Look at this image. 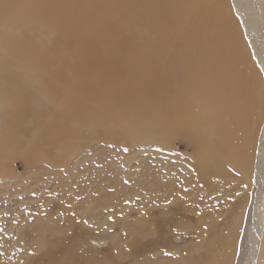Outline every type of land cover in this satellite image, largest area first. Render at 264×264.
I'll return each instance as SVG.
<instances>
[{
	"label": "rangeland",
	"instance_id": "obj_1",
	"mask_svg": "<svg viewBox=\"0 0 264 264\" xmlns=\"http://www.w3.org/2000/svg\"><path fill=\"white\" fill-rule=\"evenodd\" d=\"M90 1L4 0L0 7L1 23L16 14L18 28H26L19 49L10 38L0 47L8 58L25 60L19 72L47 77V69L56 83L63 63L71 70L68 96L54 88L47 116L27 79L0 75V124L14 149L0 152V264H179L170 246L187 262L214 243L227 245L224 257L235 264L246 206L257 193L264 97L251 106V116L260 108V119L243 172L235 164L242 153L234 155L230 143V91L240 76L230 70L237 35L230 0H99L94 8ZM116 14L131 21L132 32L109 22ZM208 17L221 30L205 29ZM91 20L100 36L89 37L84 53L78 36ZM99 21L107 26L103 33ZM39 24L56 27L53 41L32 51ZM181 107L187 114L181 121H192L198 142L209 121H226L218 130L217 172L201 174L189 126L173 143L167 138L166 121Z\"/></svg>",
	"mask_w": 264,
	"mask_h": 264
},
{
	"label": "bare ground",
	"instance_id": "obj_2",
	"mask_svg": "<svg viewBox=\"0 0 264 264\" xmlns=\"http://www.w3.org/2000/svg\"><path fill=\"white\" fill-rule=\"evenodd\" d=\"M98 1L99 0H91L90 5L94 8L95 3ZM107 3L115 6L118 2L108 1ZM3 5L4 0H0V7H3ZM19 12L23 13L21 11ZM191 14L192 13H188L189 16H191ZM28 17L31 20H34V18L32 17ZM82 17L83 14H81V16L78 18L79 22ZM92 20L89 23H81L82 31L80 32L78 37L80 40L82 52L84 53H88V49H86L85 44L91 43V41H89V37H92L95 42H98V38L100 36V32L98 31V29L93 26V23H91ZM119 21L126 25L128 31L132 32L131 21L126 16L122 14L109 16V22L113 26L116 27ZM98 23L101 32H105L107 30V26L102 24L100 21ZM90 25L92 26L91 28ZM230 25H232L237 30V35H232L230 43V52L232 53V68L230 70H236L240 75L236 86L232 91H230V143L234 155L242 153L241 156H236L235 164L243 172H245L252 158V149L250 150V147L255 138V134L253 133V125L255 121H259L260 119V108L259 110L257 109V112L254 114V116H251V106L253 105L254 100H256L258 97V100L261 99V101L264 97V0H233V2L232 0H230ZM203 26L205 29H208L210 26H212L217 30H221V25L218 24L214 19H210L209 17L203 20ZM51 28L56 29V27H53L52 25L43 24H39L35 28L33 32L34 43L30 44V50L33 51L34 44L36 46H39L38 43H40L44 47L46 46V43L50 44V39L52 43L53 39L50 33ZM24 29L26 30L25 27H22V30L18 28V20L16 14H14L11 17V20L7 23L0 22V47H3L5 41L10 38L15 47L19 49L16 42L20 40V35H23L22 31H24ZM62 31L65 37L69 36V31L66 27H62ZM22 37L26 41L30 42L28 39L29 34H27L26 37ZM84 60L86 62L85 58ZM24 61V59H18L14 57L8 58L6 55L0 53V66L10 67V69L8 70H0V75L2 77H7L6 80L8 81H10L13 77L19 76V79H27L29 86L34 88L35 91H37L42 97L40 104L41 111H39L40 114L43 116H47L49 112V106L52 102L54 88H60L63 91L64 96H68V77L71 72L69 63H63L62 66L57 69L56 73L60 75V81L54 83V72H50L47 69V77H39L33 73H26L23 70L19 72L24 65ZM176 62L177 60L172 59L171 61H169V64L172 65V67H175ZM78 68H80L79 71H82V65L79 67L78 64L76 67L77 71ZM63 79L64 83H61ZM258 103L260 107V103L262 104V102L259 101ZM251 117L253 118L252 121H250ZM186 118L187 114L182 110L181 107L180 115H178L176 118H173L172 121H166L165 130L167 138L169 137L170 142L173 143L176 139H179L181 131L185 128H188L189 126V138L191 142H193V144L196 146L197 156L194 155V159H196V157L199 159H196V162L198 165H200L198 169L201 168V174H203L204 176L208 175L211 172H217V161L222 157L220 148L217 146V143L222 139L218 130L223 123H226V121H209L211 124L207 128L205 139H201L200 142H198L193 139L191 135V129L194 125H189V123L192 121H181L182 119ZM155 124H160V122L157 121L155 122ZM155 129L157 130V132H159V127H155ZM240 134L242 135L243 140L242 147H240L239 143ZM161 138L163 140L166 139L164 135ZM3 151L14 152V149L6 141L5 134L2 131V127L0 124V152ZM9 157L12 161L13 156L11 155ZM192 161L193 159L191 160V162ZM263 179L264 119L263 127L260 132L258 141L255 169V188L257 189V193L256 196L254 195L255 197L250 206L248 204L249 209L248 206H246L248 217L246 214L247 221L244 227V235L241 240L242 242L235 254V257H237L235 264H264V247H261L264 236V202L262 201L264 190ZM139 240L140 239H137L136 242H139ZM141 241L142 239L140 240V242ZM140 242L135 246V251L138 254L141 253L138 250L142 249V245L140 244ZM221 243H227V241L222 239ZM170 248L173 251L175 250L174 254L177 257L179 264H185L186 259L182 256V252H179L176 247L170 246ZM218 248L220 250H218ZM228 250L229 249L227 245L219 247L216 243H214L206 252L205 249H203L200 257L194 258V256L191 255L192 259L187 261L186 264H229V260H226L224 257ZM255 254L256 256L260 255L259 259H257L256 261L254 260ZM235 257L233 258V260L235 259Z\"/></svg>",
	"mask_w": 264,
	"mask_h": 264
},
{
	"label": "snow or ice",
	"instance_id": "obj_3",
	"mask_svg": "<svg viewBox=\"0 0 264 264\" xmlns=\"http://www.w3.org/2000/svg\"><path fill=\"white\" fill-rule=\"evenodd\" d=\"M109 220H112V217L110 216L109 217ZM85 224H87L88 222L87 221H84ZM88 227H92V225H88ZM165 255H171V253H165Z\"/></svg>",
	"mask_w": 264,
	"mask_h": 264
}]
</instances>
